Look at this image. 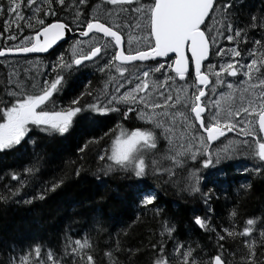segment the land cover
Here are the masks:
<instances>
[{"label": "snow or ice", "instance_id": "1", "mask_svg": "<svg viewBox=\"0 0 264 264\" xmlns=\"http://www.w3.org/2000/svg\"><path fill=\"white\" fill-rule=\"evenodd\" d=\"M87 2L88 0H74L72 20L66 23L58 18L56 11L57 5L64 10L65 0H41L40 4L37 0H0V16L9 17V20L3 21L4 32L9 30V23L20 28L19 22L26 19L25 27L34 29V34L25 36L19 45L0 48V56L46 52L66 36L70 24L76 26L80 37L94 38L102 34L104 38L77 40L70 46L73 50L70 60L66 61L64 53H61L50 63V78H41L38 82H17L0 95V151L15 150L16 147L26 144L33 126L47 135H64L89 113H118L123 107L125 118L133 113L143 122V126L131 130L121 128V131L114 133L110 148L98 156L100 160L111 162L108 165L109 170L118 167L127 175L138 179L146 177L150 167L155 173L167 171L168 175H172L171 171L161 168L156 159L150 163L147 159L157 149L161 136L169 141V151L173 153L165 154L161 159H169L176 166L184 164L187 159L196 160L197 153L203 151L207 158L202 160V167L209 168L214 161L208 145L225 137L226 132L232 131H237L242 137L233 146L234 149L264 165V37L253 41L252 48L245 53L249 55L248 61L242 62L238 45L242 36L245 42L248 37L245 28L237 27L233 31L232 0H108L112 5H137L121 8L117 20H124V23L115 25L102 22L82 8ZM25 8L31 14L27 18L23 14ZM108 14L111 15V11ZM82 15L83 20L80 19ZM41 17L54 19L48 23ZM209 17L218 20V23L215 30L209 29L206 35L205 25ZM257 20L256 16H252L248 27H264V23L258 25ZM125 28L141 33L139 36L127 35L128 48L123 47ZM11 39L15 40V35ZM221 40H226L233 46L217 48L216 45ZM134 42L135 47L132 46ZM101 56L106 63L100 71L114 68L121 77L125 76L128 67L134 62L150 61L154 66L148 70L139 69V75L135 79L125 77L119 87L110 95L105 94L103 99L93 97L92 103L84 104L81 98L92 96V93L82 91L68 103L58 104L57 101L62 100V94L66 90L67 75L70 74L72 66L82 65L83 61L93 58L99 60ZM157 58H163V62ZM205 64L206 68L203 67ZM150 73L164 77L163 81L158 82V87L149 84ZM241 76L245 79L240 80V84L247 83V87L241 90L240 104L235 108H222L221 98L227 95L231 99L230 93L236 91L234 85L228 82L229 78L239 79ZM175 77H179L181 81H185L186 77L190 78L191 84L173 96L165 82L174 80ZM205 86L210 92L219 93L215 99L206 94ZM225 86L229 93L222 90ZM125 87L127 90L122 91ZM181 92L185 93L183 99ZM178 121L183 133L189 136L187 148L184 147L183 133L178 137L181 141L179 148L175 146L172 133L176 130ZM98 140L99 138H93L86 141L78 150L82 152L84 147L97 143ZM193 148L195 151H192ZM221 153L226 156L230 151L221 149L216 154L215 163L221 162ZM253 170L259 173L262 169L256 166ZM33 171L34 166L24 169L29 174ZM198 173L199 169L190 173L189 179L192 183L187 187L191 193L201 191L199 181L204 177ZM17 178L18 174L12 175L13 180ZM61 182L53 183L52 188L55 189ZM25 183L26 179L20 180L21 185ZM211 193L212 189L202 193L206 198L205 203L210 199ZM138 195L143 205H150L155 199L150 193ZM229 215L236 216V212L232 211ZM194 222L202 229L210 226L209 220L200 216H196ZM166 224L167 222L163 233L173 235L174 228L167 227ZM253 225L254 219L248 218L240 233L236 232L235 226L224 227L221 231L228 237H245L243 255L240 256L243 264H264V252L259 261L256 258L257 244L259 243L260 249H264V228L259 232V240L248 239L255 235ZM211 231L216 234L218 241L225 239L215 228H211ZM151 248H158L151 264H229L219 252L211 255L204 252L199 245L194 249L181 241L173 243L172 254H166L165 243L152 244ZM219 248L223 249V244ZM65 249L79 258V264H95L94 257L90 254L89 239H76L73 242L69 238ZM120 250L122 249L116 248V251ZM34 252L39 259L41 249L38 245ZM105 255L113 264H119L112 251ZM169 255H174L173 261H170ZM40 264H45V261L41 260ZM47 264H60L51 251L47 253Z\"/></svg>", "mask_w": 264, "mask_h": 264}, {"label": "trees", "instance_id": "2", "mask_svg": "<svg viewBox=\"0 0 264 264\" xmlns=\"http://www.w3.org/2000/svg\"><path fill=\"white\" fill-rule=\"evenodd\" d=\"M100 1L88 0L82 8L89 11ZM73 2L65 0L64 10L57 5L58 17L72 10ZM232 3L233 25L245 28L248 37L247 42L241 39V48L248 49L254 40L264 37V27H248L252 16L258 18V25L264 23V0ZM41 18L46 22L54 19ZM25 24L21 22V26ZM68 50V43L53 50L47 57L49 64L61 53L66 60ZM98 79L93 70L67 76L63 102L68 103L84 91L92 96L82 97V102L92 103ZM8 88L7 70L0 68V95ZM122 116L89 113L64 135H47L33 126L26 144L15 150L0 151V264H14L24 255L31 257L34 264H40L41 260L47 264L50 251L61 264H79V258L65 249L69 238L71 241L89 239L95 264H113L105 255L108 251L113 252L119 264H151L158 253V248H151L152 244L165 243L166 254H172V245L177 241L194 249L199 245L211 255L223 253L229 264H243L240 256L245 237H228L221 229L235 226L240 233L246 219L253 218L255 235L248 239L259 240V232L264 228V165H257L262 169L259 173L252 166L226 161L213 169L206 168L199 193H191L187 187L190 186L188 171L189 167H202V156L197 162L187 161L183 165L173 166L169 160L160 162L159 166L172 175L167 171L155 173L150 167L149 174L138 179L118 167L109 170L111 162L98 156L110 148L114 133L121 128L131 130L143 126L133 113L129 114L128 119L132 120L129 126H126L127 118ZM93 138H99L98 142L88 144L82 152L78 150ZM160 140L157 151L164 149L161 137ZM33 166V172H24ZM13 174H18L16 180L12 179ZM22 179H26L23 185ZM57 181L62 182L53 189L52 184ZM209 189L212 193L205 203L202 193ZM138 193H150L155 199L150 205H143ZM232 211L236 216L229 215ZM196 216L207 218L210 226L200 228L194 222ZM165 222L167 227L174 228L173 235L163 233ZM211 228L225 239L218 241ZM220 244L223 249L219 248ZM37 245L41 249L39 259L34 252ZM117 247L122 250L116 251ZM262 252L264 249L258 243L257 261L262 258ZM169 259L173 261L174 255H169Z\"/></svg>", "mask_w": 264, "mask_h": 264}, {"label": "rangeland", "instance_id": "3", "mask_svg": "<svg viewBox=\"0 0 264 264\" xmlns=\"http://www.w3.org/2000/svg\"><path fill=\"white\" fill-rule=\"evenodd\" d=\"M136 6H137L136 4H132L131 6L119 5V4L118 5H112V4L108 3V0H102L96 6L91 8L88 12H90V14L92 16L98 17L100 20L107 21L109 24L115 25L117 23H121V24L124 23V20H117V15L121 14V8L136 7ZM109 11H111V15L108 14ZM73 12H74V9L67 10L64 13H62L60 17H62L66 21H70V20H72ZM128 15L130 16V15H134V14H128ZM80 19L81 20L84 19L83 15L80 17ZM217 23H218V20H214V19L210 18L208 30L211 29L214 31ZM233 30H235V29L233 28ZM124 31L127 32V35H133V36L141 35L140 32L129 31L127 28H125ZM91 39L103 40V39L98 38V37H94ZM132 46L133 47L136 46L135 42L133 43ZM216 47L219 48V47H232V46L229 45V43L226 40H221L220 43L218 45H216ZM72 55H73V50H72ZM28 56H32V57H30L29 59L28 58H24V59L16 58V59L10 60V63L8 64L9 67L7 70V81H8L9 88L13 87L17 82L32 81V80H35L38 82L41 78H46L45 77L46 76V74H45L46 68H47L46 62L41 58L40 55H28ZM9 57H13V56H9ZM14 57H18V56H14ZM248 59H249V55H246V54L241 55L242 62H247ZM95 60H96L95 62L97 64H99L101 68L104 67L106 60L103 58V56H101V58L99 60H97V59H95ZM152 66H154V65H152ZM149 67H150V65L145 66L142 64L129 66L124 77H121L118 73H116L114 68L105 69L103 72L106 73V76H107L106 79L107 80L104 81V87H105V89L110 88V91L112 92L116 87H119L120 83H122L124 81L125 77L135 79V77L137 75H139V72H138L139 69L143 68L144 70H148ZM262 71H264V70H262ZM244 79L245 78L242 76L239 77V79L229 78L228 82H230L234 85V87L236 88V91L234 93H230L231 99H229L227 95L221 98L220 103H221L222 108H227L229 106L235 108L236 106H238L240 104L239 97L241 95V90L243 88L247 87V83H245L243 85L240 84V80H244ZM163 80H164V77L159 76L158 74H151V73H150V76L148 78L149 84L155 85L157 87H158V82L163 81ZM10 81H11V83H9ZM165 84H166L169 92H171V94L173 96H175L179 90L187 87L188 85L191 84V82L185 83L184 81H181L178 77H175L174 80H168L165 82ZM125 90H127V87H125V89H122V91H125ZM222 90L225 93H229V90L226 88V86ZM180 94H181V99H183V96L185 95V93L181 92ZM218 94L219 93L210 92L209 95L213 99H215ZM124 110L125 109H123L121 111L122 115H123ZM122 117H124V116H122ZM127 120H128V124H131L132 120L128 119V118H127ZM182 133H183V128H181L179 126V121H178V126H177L176 130L172 133L173 140H174L175 146L177 148H179V145L181 143V141H179L178 137ZM183 134H184V141H183L184 147L187 148V145L189 142V136L187 133H183ZM161 138L164 142V149L161 151L160 150L159 151L154 150L152 153H150L148 155V159L150 160V162L153 159H156L159 163L163 162V161H167L169 159H161V157L164 156L165 154H167V155L173 154L171 151H169V148H170L169 141L164 136H161ZM240 139H242V137L239 136L238 132L232 131V132H226L225 137H221L219 142L217 141L214 144H209L208 149L213 154V161L214 162H213L212 166L209 167L208 169H213V168L217 167V165L221 164L223 161L234 163L237 165L239 164L240 166L256 167L257 165H259L260 162L258 160L253 161V160L247 158L243 154L242 151L238 152L234 149L233 146ZM221 149H228L230 151V154L225 156L223 153H221V162L215 163L216 154L218 152H220ZM192 151H195V148H193ZM199 157H201V162L203 159L207 158L206 154L203 151H201V152L197 153V159L196 160L187 159L185 161V163L187 161L189 163L197 162ZM169 161H171V160H169ZM230 163H228V164H230ZM181 165H183V164H181ZM196 169H199L198 175H200L201 177L205 176V169L206 168H203V167L191 168V167H189V171H188L189 185H191V183H192V180L189 179L190 173L195 172ZM203 180L204 179H201L199 181V187L201 186V183L203 182ZM81 240L83 241V239H81ZM74 241L75 240H73V242ZM222 256L224 257L223 253H222ZM14 264H34V262H33V259L31 257H29L28 255H24L22 258L16 259ZM60 264H61V262H60Z\"/></svg>", "mask_w": 264, "mask_h": 264}, {"label": "flooded vegetation", "instance_id": "4", "mask_svg": "<svg viewBox=\"0 0 264 264\" xmlns=\"http://www.w3.org/2000/svg\"><path fill=\"white\" fill-rule=\"evenodd\" d=\"M143 2H147V0H143ZM226 2H227V0H226ZM232 2H234V0H232ZM67 11V10H66ZM30 12L27 10V8H25L24 9V16L27 18L28 17V15L27 14H29ZM64 13V12H63ZM60 20H62V21H65L66 23L67 22H69V21H66V20H64L62 17H58ZM210 18L211 17H209L208 18V20H207V24L205 25V31H206V34L208 33V27H209V21H210ZM4 20H9V17H7V16H2V21L0 22V48H5V47H13V46H16V45H19L20 43H21V41H23V39H24V37L25 36H30V35H32V34H34V29H29V28H27V27H25V25H23V26H21V22H19L20 23V28H17V26L15 25V24H11V23H9V30L7 31V32H4V27H5V25H4V23H3V21ZM101 21H103V20H101ZM25 22L27 23V19L25 20ZM52 22V21H51ZM51 22H48V23H51ZM105 22V21H104ZM34 23V22H33ZM111 25V24H110ZM70 26V28H71V30H72V32L74 33V35L72 36V38L70 37L69 39H67V40H65V41H63L61 44H59L55 49H57L58 47H60L62 44H65V43H68V46H69V50H68V52H69V56H68V58L66 59V61H68V60H70L71 59V57H72V48L70 47L71 45H73V44H75V42L77 41V40H81V39H91V38H93V37H89V38H83V37H80L79 36V31L78 30H76V26L74 25V24H70L69 25ZM233 28L235 29L236 27L233 25ZM234 31V30H233ZM13 35H15V37H16V39L15 40H12L11 39V37L13 36ZM124 35H125V41H124V48H128V42H127V39H126V37H127V32L126 31H124ZM96 37H98V38H101V39H104L103 37H102V34H98ZM209 39H211L210 37H209ZM241 39H243V36L241 37ZM229 43V45H231V46H233V44L232 43H230V42H228ZM252 46L253 45H250V48H252ZM250 48H248V49H242L241 48V45L239 44L238 45V50L241 52V55H244L245 53H248V50L250 49ZM54 49V50H55ZM52 52V51H51ZM50 52V53H51ZM50 53H48L47 55H40L41 56V58L46 62V64H47V68H46V78H50V76L52 75V73H51V71H50V67H49V59L47 58L48 57V55L50 54ZM30 57H32V56H18V57H9V56H7V57H2V58H0V68L3 70V69H6V70H8V67H9V63H10V60L11 59H16V58H21V59H24V58H30ZM96 58H93L92 60H86V61H83L82 62V65H79V66H76V65H73L72 66V69L70 70V74H68L67 76H72V75H76V74H79L80 72H82L83 70H93V71H95L96 72V75L99 77V79H98V84H97V86H96V89H95V91L93 92V97H98V98H100V99H103V96L105 95V94H108V95H110L112 92L110 91V88L109 89H105V87H104V81L105 80H107L106 78H107V76H106V73L105 72H103V71H100V65L99 64H97L95 61ZM157 59H159L161 62H163V58H157ZM210 63L212 62V61H209ZM95 63V64H94ZM150 65V67L152 66V64H151V62L150 61H144V62H134V64H132V65H130V66H133V65ZM204 67L206 68L207 67V65L205 64L204 65ZM179 78V77H178ZM180 79V78H179ZM211 80H212V78L210 77V82H211ZM185 83H189V82H191V79L190 78H187L186 77V79H185V81H184ZM205 90H206V94L207 95H209L210 94V90L208 89V87H206L205 88ZM110 91V92H109ZM92 97V98H93ZM57 103L58 104H60V103H64V104H66L65 102H63V100H58L57 101ZM124 108L123 107H121V111L123 110ZM121 111L120 112H109V113H107L106 115H108V114H114V115H117V117H118V114H121ZM121 116H122V114H121ZM120 117V116H119ZM124 118V117H123ZM127 120V119H126ZM135 120L136 121H138V122H142V121H140V120H138L137 118H136V116H135ZM143 123V122H142ZM130 124H128V125H126V126H129ZM221 138H218V142H219V140H220ZM217 141H215L214 143H216ZM214 143H212V144H214Z\"/></svg>", "mask_w": 264, "mask_h": 264}, {"label": "water", "instance_id": "5", "mask_svg": "<svg viewBox=\"0 0 264 264\" xmlns=\"http://www.w3.org/2000/svg\"><path fill=\"white\" fill-rule=\"evenodd\" d=\"M208 20V18H207ZM65 22V21H64ZM103 22V21H102ZM70 28V26H69ZM74 35V33L72 32L71 28L70 30L67 32L66 36L64 38H62L61 41H57V43L55 45H53L50 49H48L46 52H36V53H10L7 54L6 56H0V58L2 57H7V56H28V55H47L48 53H50L51 51H53L59 44H61L63 41L69 39L70 37H72ZM207 35V34H206ZM84 38V37H83ZM123 47H124V43H123ZM204 67V65H203ZM207 86H205L206 88ZM215 141H213L212 143H214ZM211 143V144H212Z\"/></svg>", "mask_w": 264, "mask_h": 264}, {"label": "bare ground", "instance_id": "6", "mask_svg": "<svg viewBox=\"0 0 264 264\" xmlns=\"http://www.w3.org/2000/svg\"><path fill=\"white\" fill-rule=\"evenodd\" d=\"M72 38V37H71ZM161 141V140H160ZM162 142V141H161ZM249 168V167H248Z\"/></svg>", "mask_w": 264, "mask_h": 264}]
</instances>
